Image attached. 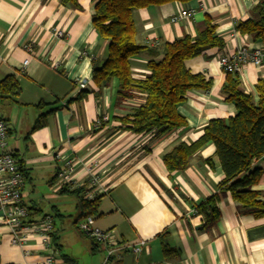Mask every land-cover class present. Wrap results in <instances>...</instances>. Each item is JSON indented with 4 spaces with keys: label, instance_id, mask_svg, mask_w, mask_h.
I'll return each instance as SVG.
<instances>
[{
    "label": "crops",
    "instance_id": "0c3cea01",
    "mask_svg": "<svg viewBox=\"0 0 264 264\" xmlns=\"http://www.w3.org/2000/svg\"><path fill=\"white\" fill-rule=\"evenodd\" d=\"M76 1L78 8L60 0H0V81L14 75L20 86L16 101L0 98V118L8 125V148L24 175L20 193L29 208L25 220L36 223L44 215L52 218L49 247L36 233L19 246L12 242L0 210V264H42L47 255L56 264L68 260L102 264L106 246L77 228L82 216L78 199L70 192L74 187L55 185L58 169L71 157L82 162L74 178L84 187V166L96 161L102 192L92 214L95 226L111 230L117 241H147L139 255L124 252L108 264H264V215L242 214L229 193L219 196L218 219L208 228L201 229L203 217L190 212L194 204L218 192L222 171L210 142L199 148L183 171L169 173L162 163L163 155L175 145L197 140L209 119L234 113L233 104L221 94L225 72L217 59L222 50L264 46V41H252L235 29L259 0L172 1L133 11L136 41L142 45L148 44L146 40L193 36L194 24L204 14L212 17L216 34L224 41L222 48L212 47L186 60L190 71L211 79L210 88L189 90L178 105L186 125L159 136L118 128L112 116L141 104L143 95L116 103L114 79L103 89L95 85L93 65L103 61L107 41L91 22L94 0ZM181 9H193L192 18L172 22ZM56 30H62L63 36L58 37ZM149 57L144 48L131 58L134 79L145 78ZM24 59L28 63L22 67ZM238 76L244 90L255 93L257 78L264 77V64L248 63ZM77 79L85 83L83 89ZM81 90L86 94L75 99ZM40 102L48 105L38 108ZM55 106L45 125L31 130L37 115ZM99 113L107 121L96 128ZM255 163L263 169L256 188L264 199V155ZM164 245L173 252L165 255Z\"/></svg>",
    "mask_w": 264,
    "mask_h": 264
},
{
    "label": "trees",
    "instance_id": "16d2710c",
    "mask_svg": "<svg viewBox=\"0 0 264 264\" xmlns=\"http://www.w3.org/2000/svg\"><path fill=\"white\" fill-rule=\"evenodd\" d=\"M60 1L73 8L79 7L76 0ZM172 1L186 3L189 0H94L92 4V25L98 35L107 41L103 61L93 65L92 80L99 89H103L114 79L116 103L137 94L143 95L141 104L131 107L124 114L112 116L118 122V128L134 134L153 132L159 136L184 127L186 120L178 111V105L189 90L206 91L211 85L210 78L201 72L190 71L185 62L209 48H222L224 45L223 39L216 34V24L209 14H204L194 24L193 36L183 34L171 41L159 40L155 45L139 44L136 41L133 11ZM235 29L246 34L252 41H264V0L254 5L249 18L238 21ZM144 48H147L150 55L146 62L148 73L144 79H134L131 75V58ZM254 87L255 93L246 92L237 72H225L221 94L224 101L233 104L234 113L226 118L209 119L197 140L189 144L181 142L162 157V163L169 173L183 171L202 145L208 142L213 145L222 178L217 193L193 205L195 214L203 217L201 229L217 221V202L219 196L225 193H229L238 204L242 214L254 217L264 215V199L261 198V191L256 188L263 169L255 163L264 155V77L257 78ZM19 92L20 86L14 75H8L0 81V98L16 101ZM85 94L86 91L81 90L75 99ZM46 104L40 102L36 106L41 108ZM57 107L39 113L31 130L44 126L48 114ZM206 161L210 162V159ZM70 192L78 199L81 216L96 212L99 196L85 199L83 185ZM162 250L165 255L173 252L166 245Z\"/></svg>",
    "mask_w": 264,
    "mask_h": 264
},
{
    "label": "built area",
    "instance_id": "2783aa9c",
    "mask_svg": "<svg viewBox=\"0 0 264 264\" xmlns=\"http://www.w3.org/2000/svg\"><path fill=\"white\" fill-rule=\"evenodd\" d=\"M194 14L193 9H181L177 15L171 17V21L178 19H190ZM58 37L63 36L62 30H56ZM149 45H155L157 40H146ZM30 49L28 46L26 47ZM3 57L0 54V63ZM28 63V59H24L22 67ZM218 66L223 72H237L248 63L254 66L264 64V46L250 48L248 46L237 47L234 51L226 52L222 50L217 59ZM79 89L85 87L82 80L77 79ZM107 117L99 113L95 119L94 126L101 127L106 123ZM8 125L6 121L0 118V210L2 211L5 226L9 229L12 242L16 245L23 246L25 240L30 233H36L41 237V243L45 247L50 246V230L52 228V218L50 215H44L41 220L36 223H30L25 220L28 215V208L22 203L20 187L23 182V172L20 170L12 151L9 150L7 144ZM58 158H62L59 154ZM79 164H82L78 157H71L64 160L63 166L58 169L55 176V185L64 186L71 185L74 188L82 186L81 181L74 178V172ZM96 161L90 162L84 166L87 176V183L83 197L87 200L94 199L102 192L99 184L98 173L94 170ZM191 213L195 214L192 208ZM78 230L84 235L92 238L95 242L105 245L106 251L102 264H108L110 258L119 257L121 253L131 252L139 255L147 248L145 239L136 241H117L114 239L111 230H102L95 226L94 217L92 215H84L77 222ZM42 264H56L52 256L47 255ZM61 264H78L74 260H68Z\"/></svg>",
    "mask_w": 264,
    "mask_h": 264
}]
</instances>
